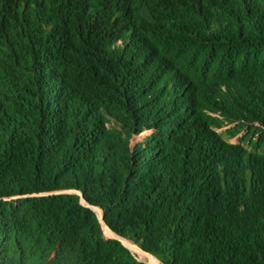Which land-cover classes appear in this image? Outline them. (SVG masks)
Masks as SVG:
<instances>
[{"label": "trees", "instance_id": "16d2710c", "mask_svg": "<svg viewBox=\"0 0 264 264\" xmlns=\"http://www.w3.org/2000/svg\"><path fill=\"white\" fill-rule=\"evenodd\" d=\"M82 199L161 264H264V0H0V264H146Z\"/></svg>", "mask_w": 264, "mask_h": 264}, {"label": "rangeland", "instance_id": "374dc122", "mask_svg": "<svg viewBox=\"0 0 264 264\" xmlns=\"http://www.w3.org/2000/svg\"><path fill=\"white\" fill-rule=\"evenodd\" d=\"M235 128H236V125H227L224 128L219 129L218 132L225 133L228 130H234ZM259 137H261L260 130L259 128H255V127L246 128L244 131H242L240 134H238L234 138H230L228 135H225V139H227L230 143L243 145L245 148L249 150L251 149V144L253 142H258ZM143 138L144 137H136L135 141H142ZM104 234H105L106 239H114V235L105 226H104ZM123 240H125L128 243L127 245L128 248L140 261L146 264H152L147 255L144 256L145 255L144 253L142 254L140 251H138L136 248L132 246V245H135L133 242L126 240L124 238ZM158 263L161 264L159 261Z\"/></svg>", "mask_w": 264, "mask_h": 264}, {"label": "water", "instance_id": "95a60500", "mask_svg": "<svg viewBox=\"0 0 264 264\" xmlns=\"http://www.w3.org/2000/svg\"><path fill=\"white\" fill-rule=\"evenodd\" d=\"M82 202L85 204V205H87L86 203H85V201L82 199ZM88 207H90L91 209H93L96 213H97V215H98V217H99V219H100V221H101V223L103 224V226H105L113 235H114V239H118V240H120V241H122L123 242V244L128 248V243L125 241V240H123V238H121V237H119V236H117L116 234H114L108 227H107V225L105 224V222H104V215H103V211H102V209H100V208H97V207H93V206H90V205H87ZM130 245H132V244H130ZM133 247H136L137 249H139L142 253H144L145 255H147V256H150V257H153L151 254H149V253H147V252H145V251H143L137 244H135V245H133ZM155 258V257H154ZM156 259V258H155ZM157 260V259H156ZM158 261V260H157Z\"/></svg>", "mask_w": 264, "mask_h": 264}, {"label": "bare ground", "instance_id": "6f19581e", "mask_svg": "<svg viewBox=\"0 0 264 264\" xmlns=\"http://www.w3.org/2000/svg\"><path fill=\"white\" fill-rule=\"evenodd\" d=\"M133 246V245H132ZM134 248H136V247H134ZM137 249V248H136ZM138 251H140L139 249H137ZM141 252V251H140ZM142 253V252H141ZM143 254V253H142ZM144 256H146V255H144ZM149 257V259H150V261H151V263L152 264H159L158 263V261L155 259V258H153V257H150V256H148Z\"/></svg>", "mask_w": 264, "mask_h": 264}]
</instances>
